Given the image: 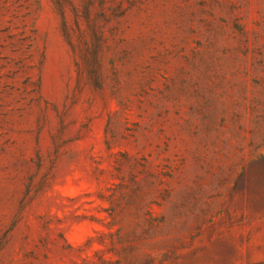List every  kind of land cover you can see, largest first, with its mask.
<instances>
[{
  "label": "rangeland",
  "instance_id": "1",
  "mask_svg": "<svg viewBox=\"0 0 264 264\" xmlns=\"http://www.w3.org/2000/svg\"><path fill=\"white\" fill-rule=\"evenodd\" d=\"M0 264H264V0H0Z\"/></svg>",
  "mask_w": 264,
  "mask_h": 264
}]
</instances>
